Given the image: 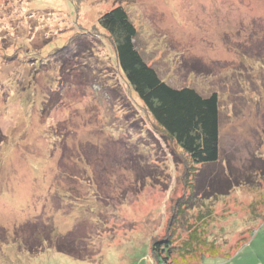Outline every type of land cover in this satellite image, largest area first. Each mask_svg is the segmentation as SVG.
<instances>
[{
    "label": "rangeland",
    "instance_id": "obj_1",
    "mask_svg": "<svg viewBox=\"0 0 264 264\" xmlns=\"http://www.w3.org/2000/svg\"><path fill=\"white\" fill-rule=\"evenodd\" d=\"M117 6L162 79L218 95V164L130 90ZM164 242L165 264H264V0H0V264H160Z\"/></svg>",
    "mask_w": 264,
    "mask_h": 264
},
{
    "label": "trees",
    "instance_id": "obj_2",
    "mask_svg": "<svg viewBox=\"0 0 264 264\" xmlns=\"http://www.w3.org/2000/svg\"><path fill=\"white\" fill-rule=\"evenodd\" d=\"M101 26L114 43L117 62L130 90L143 103L148 116L154 121L159 134L171 145L182 150L195 167L216 165L221 160L220 100L217 94L205 96L193 88H174L150 66L137 48L138 31L127 10L117 6L101 18ZM76 37L61 49L72 52L76 49ZM233 187L225 181L217 183L218 193L226 194ZM210 215V213H209ZM192 241L208 246L207 240L192 236ZM159 242L156 248L159 246ZM56 247L62 248L57 243ZM164 255H157L160 264L172 257L169 243H163ZM187 247V244L186 246ZM60 248L58 252L65 253ZM69 249V247H67ZM212 254H218L213 244ZM74 253L72 249L68 250ZM71 253V255H73ZM69 255V254H67ZM231 258L227 256L225 259ZM184 262H186V259Z\"/></svg>",
    "mask_w": 264,
    "mask_h": 264
}]
</instances>
